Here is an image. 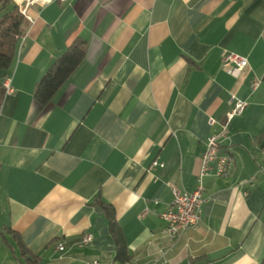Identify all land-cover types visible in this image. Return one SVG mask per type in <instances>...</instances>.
Segmentation results:
<instances>
[{"label":"crops","instance_id":"1","mask_svg":"<svg viewBox=\"0 0 264 264\" xmlns=\"http://www.w3.org/2000/svg\"><path fill=\"white\" fill-rule=\"evenodd\" d=\"M12 1L31 21L0 107V264H259L264 0ZM76 37L85 57L41 111L36 83ZM226 51L248 60L236 76ZM231 94L247 105L223 133ZM211 135L231 172L204 177L199 226L170 239L162 213L195 187Z\"/></svg>","mask_w":264,"mask_h":264},{"label":"trees","instance_id":"2","mask_svg":"<svg viewBox=\"0 0 264 264\" xmlns=\"http://www.w3.org/2000/svg\"><path fill=\"white\" fill-rule=\"evenodd\" d=\"M25 31V17L21 9L12 0H0V107L6 94L4 80L16 57L21 36ZM87 43L84 39L76 37L70 45L55 59L36 83L33 98L40 108L44 110L52 100L55 93L70 77L76 67L83 61L86 54ZM95 202V200H94ZM92 202V203H94ZM104 210L109 224V231L114 240L116 259L121 262L129 260L127 246L121 229L115 219L110 204L98 201ZM18 245L23 246L18 241ZM259 264H264V257Z\"/></svg>","mask_w":264,"mask_h":264},{"label":"built area","instance_id":"3","mask_svg":"<svg viewBox=\"0 0 264 264\" xmlns=\"http://www.w3.org/2000/svg\"><path fill=\"white\" fill-rule=\"evenodd\" d=\"M67 1V0H61ZM26 19L31 21V18L26 14ZM221 62L227 67L232 75H238L248 65V60L239 54L226 51L222 54ZM259 79H253L250 83V88L253 90L259 85ZM10 91L8 85V92ZM230 100L233 104L232 109L227 112L226 120L222 123L223 133L226 131L229 121L233 116L240 114L247 105V102L230 95ZM213 123V120H210ZM232 156L222 150L221 142L218 135H211L206 143V148L200 158V168L196 176L195 187L191 191H179L172 188V199L162 218L166 222L163 233L170 239L173 234H177L179 226H187L188 229H195L199 226L202 220V205L205 201L203 196L204 177L208 174H214L218 177H227L231 172ZM194 191H202L201 203H193L192 195ZM92 240L90 233H85L81 239L82 244H88ZM63 248L61 244L60 250Z\"/></svg>","mask_w":264,"mask_h":264},{"label":"bare ground","instance_id":"4","mask_svg":"<svg viewBox=\"0 0 264 264\" xmlns=\"http://www.w3.org/2000/svg\"><path fill=\"white\" fill-rule=\"evenodd\" d=\"M21 13L26 16L25 10H21ZM202 200V191H194L192 195L193 203H201ZM187 226H179L177 228V234H173L172 239L177 238L184 230H187Z\"/></svg>","mask_w":264,"mask_h":264}]
</instances>
